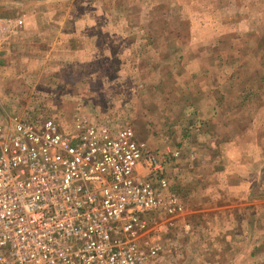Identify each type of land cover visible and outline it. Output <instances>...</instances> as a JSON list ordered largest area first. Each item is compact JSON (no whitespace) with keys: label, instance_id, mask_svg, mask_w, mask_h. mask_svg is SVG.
Wrapping results in <instances>:
<instances>
[{"label":"rangeland","instance_id":"rangeland-1","mask_svg":"<svg viewBox=\"0 0 264 264\" xmlns=\"http://www.w3.org/2000/svg\"><path fill=\"white\" fill-rule=\"evenodd\" d=\"M0 114L179 151L147 264H264V0H0Z\"/></svg>","mask_w":264,"mask_h":264},{"label":"built area","instance_id":"built-area-1","mask_svg":"<svg viewBox=\"0 0 264 264\" xmlns=\"http://www.w3.org/2000/svg\"><path fill=\"white\" fill-rule=\"evenodd\" d=\"M178 155L130 126L0 114V264L152 261L186 210L165 170Z\"/></svg>","mask_w":264,"mask_h":264},{"label":"crops","instance_id":"crops-1","mask_svg":"<svg viewBox=\"0 0 264 264\" xmlns=\"http://www.w3.org/2000/svg\"><path fill=\"white\" fill-rule=\"evenodd\" d=\"M221 108H222V107H220V106H219V108H218V109H220V112H221ZM218 109H216V110L218 111ZM203 112H204V111L202 110V113H203Z\"/></svg>","mask_w":264,"mask_h":264}]
</instances>
